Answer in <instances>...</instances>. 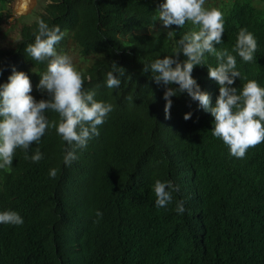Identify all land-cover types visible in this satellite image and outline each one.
Wrapping results in <instances>:
<instances>
[{
  "label": "trees",
  "instance_id": "obj_1",
  "mask_svg": "<svg viewBox=\"0 0 264 264\" xmlns=\"http://www.w3.org/2000/svg\"><path fill=\"white\" fill-rule=\"evenodd\" d=\"M12 1L0 0V34ZM159 1L43 0L35 19L21 25L17 42L0 45V85L9 82L14 67L29 76L30 95L46 100L37 85L47 61L33 60L25 49L34 43L38 18L59 26L65 35L57 51L72 40L80 58L91 60L80 70L91 77L85 90L114 105L98 126L99 136L76 148L70 165L63 161L67 143L50 128L28 152L31 156L39 147L40 162L26 160L17 148L11 170L0 169V212L15 211L24 221L0 224V264H264V143L249 148L243 159L232 156L212 135L210 112L187 93L171 98V118L165 119V86L154 82L150 64L174 55L177 41L199 26L173 25L171 38L149 33L159 21ZM220 10L224 34L214 47L236 56L241 74L231 87L239 94L255 80L264 88V6L233 0ZM242 28L257 40L253 62L232 52ZM179 60L187 57L181 52ZM111 61L126 70L119 88L106 86ZM217 63L215 55L205 53L203 65L192 72L209 94L210 107L216 106L219 85L209 78L208 67ZM45 115L60 119L50 110ZM53 168L58 173L50 178ZM157 179L180 186L166 208L155 206ZM180 200L183 214L175 211Z\"/></svg>",
  "mask_w": 264,
  "mask_h": 264
},
{
  "label": "clouds",
  "instance_id": "obj_2",
  "mask_svg": "<svg viewBox=\"0 0 264 264\" xmlns=\"http://www.w3.org/2000/svg\"><path fill=\"white\" fill-rule=\"evenodd\" d=\"M27 0H25L26 6ZM205 0H166L159 5L158 20L164 29L175 25L183 28L186 22L199 26L198 31H191L177 41L178 49L172 56L157 58L150 64L155 75L152 77L157 85L163 84L165 92V119H170L173 106L172 97L187 93L199 106L210 112L214 118L212 135L229 148L230 154L243 159L249 148L264 143V88L257 81L249 80L242 91L231 87L240 72L236 70V56L227 48L217 50L214 44H222L224 34V16L218 8H205ZM154 19H156L154 17ZM38 33L34 43L29 44L25 51L37 62L47 61V71L42 74L37 89L47 93L48 99L39 102L30 95L32 84L29 76L12 68L8 83L0 85V169L11 170L17 148L25 153V159L33 163L40 162L44 157L39 147L34 154L28 155L33 144H39L41 138L50 128H55L57 134L67 143L63 149V161L66 166L77 159L76 148H84L89 140L99 136L98 126L102 125L108 114L114 110V105L95 99L96 92L84 88V74L77 69L70 55L57 52L56 46L65 33L57 25L49 26L43 19H37ZM175 31H168L171 38ZM257 40L247 29H240L236 44L232 49L244 62H253L257 50ZM187 60H179L180 53ZM205 53L215 55L218 63L208 67L209 78L219 85V96L216 106L210 107V96L202 91L197 81L192 77L194 67L203 65ZM175 57V58H173ZM174 65V67H173ZM4 69L0 68V75ZM126 70L111 61V70L107 72L106 86L109 89L119 88L121 78ZM144 73L149 72V66H144ZM131 80V77H127ZM178 85V88L171 87ZM130 99V98H129ZM59 115V121H49L46 111ZM191 118V113L184 116ZM58 169L49 170L50 178L57 176ZM155 206L166 208L173 201V193L180 191V186L172 181L157 179L153 186ZM177 214L186 211L185 201L176 204ZM98 218L103 213L96 212ZM23 218L12 210L0 212V224L23 225Z\"/></svg>",
  "mask_w": 264,
  "mask_h": 264
},
{
  "label": "rangeland",
  "instance_id": "obj_3",
  "mask_svg": "<svg viewBox=\"0 0 264 264\" xmlns=\"http://www.w3.org/2000/svg\"><path fill=\"white\" fill-rule=\"evenodd\" d=\"M18 0H13L12 3L9 4V9L11 10V16L6 19V22L3 25V31L0 34V45L1 47H10L13 46L17 40L19 39V29L23 23H31L35 19V14L40 12L42 9L43 0H33L30 8L24 13H18V6H16ZM233 0H205V8L211 9L213 7L218 8L219 10L228 5ZM166 0H160L158 2V8L160 4L165 3ZM253 2L258 7L264 6V0H253ZM169 29H164L162 27V22L158 21L157 24L148 29L149 33H167ZM57 52H63L70 55L73 59V63L77 67V69L84 70L90 63V59H82L80 58L77 48L72 42V40L68 39L67 42L60 46Z\"/></svg>",
  "mask_w": 264,
  "mask_h": 264
},
{
  "label": "bare ground",
  "instance_id": "obj_4",
  "mask_svg": "<svg viewBox=\"0 0 264 264\" xmlns=\"http://www.w3.org/2000/svg\"><path fill=\"white\" fill-rule=\"evenodd\" d=\"M33 0H27V3H26V6H25V0H18L17 3H16V6H18V13H24L26 12L31 4H32ZM34 3V2H33Z\"/></svg>",
  "mask_w": 264,
  "mask_h": 264
}]
</instances>
